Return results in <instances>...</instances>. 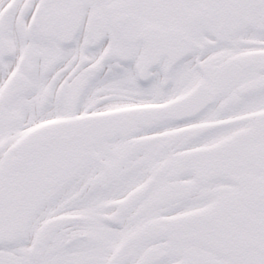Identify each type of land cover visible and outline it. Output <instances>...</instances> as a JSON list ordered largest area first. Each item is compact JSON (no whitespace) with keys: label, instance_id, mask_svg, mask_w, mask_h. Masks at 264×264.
I'll use <instances>...</instances> for the list:
<instances>
[{"label":"snow or ice","instance_id":"obj_1","mask_svg":"<svg viewBox=\"0 0 264 264\" xmlns=\"http://www.w3.org/2000/svg\"><path fill=\"white\" fill-rule=\"evenodd\" d=\"M0 264H264V0H0Z\"/></svg>","mask_w":264,"mask_h":264}]
</instances>
